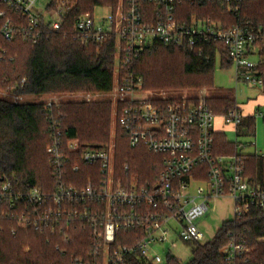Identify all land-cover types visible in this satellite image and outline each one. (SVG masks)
Returning <instances> with one entry per match:
<instances>
[{
    "label": "built area",
    "instance_id": "1",
    "mask_svg": "<svg viewBox=\"0 0 264 264\" xmlns=\"http://www.w3.org/2000/svg\"><path fill=\"white\" fill-rule=\"evenodd\" d=\"M186 1L120 0L99 21L94 13L75 20L77 38L84 45L115 38L114 85L107 92L113 100L114 125L116 130L118 126L123 129L131 146L142 145L161 156L155 181L141 183L129 164L123 170L126 175L119 173L116 142L98 146L78 138L64 140L59 117L51 115L54 136L47 152L55 187L25 191L0 176V219L15 215L24 228L59 236L57 249L70 243L72 229L80 227L88 233L90 249L75 257L77 264H165L173 254L169 247L163 257L160 245L203 243L199 220L209 212L211 200L231 197L234 218L252 207L264 210V185L251 177L250 156L215 152L217 116L208 95L155 92L146 89L143 77L131 70L136 58L156 44L192 47L214 40L227 46L236 82L264 87L260 70L264 26L246 19L242 25L225 27L211 17L197 15L189 22L180 21L177 7ZM221 1L237 14L247 0ZM38 2L0 0V18L4 17L0 32L7 40L22 37L37 43L63 28L67 8L62 0H51L43 9ZM9 12L19 15L18 20ZM59 102L48 101L47 108ZM223 117L236 131L245 119L238 107ZM254 117L264 119V105ZM260 155L264 156H255ZM223 250L226 260L234 264L248 248L244 242L232 241Z\"/></svg>",
    "mask_w": 264,
    "mask_h": 264
},
{
    "label": "trees",
    "instance_id": "2",
    "mask_svg": "<svg viewBox=\"0 0 264 264\" xmlns=\"http://www.w3.org/2000/svg\"><path fill=\"white\" fill-rule=\"evenodd\" d=\"M62 2L67 8L64 26L49 38L37 43L22 37L7 40L0 32V87L19 96L36 97L78 91L106 93L113 88L115 38L102 44L84 45L77 38L75 20L79 15L94 13L96 7H114L119 0ZM8 15L15 20L19 18L15 13ZM194 15L211 17L225 27L242 25L246 19L264 26V0H247L237 14L228 10L221 0H187L177 7L176 17L180 21L189 22ZM3 21L4 17L0 18V26ZM20 21L26 22L25 19ZM217 57L221 58L222 67L232 66L228 48L220 41L192 47L156 44L136 58L130 67L143 77L146 89L183 90L200 86L213 89ZM260 70L264 79V47ZM192 77L193 82L190 81ZM207 100L218 115L237 108V101L231 96L212 95ZM51 115L59 117L64 140L78 138L98 146L109 140L112 109L108 102L60 100L58 106L48 109L47 102L0 97V176L11 179L25 191L36 186L48 191L55 187L51 156L47 152L54 136ZM244 124L254 135V117ZM215 137L217 154L238 153V144L229 141L225 133H216ZM116 139L119 173L126 175L123 170L129 164L130 171L138 175L141 183L155 181L161 170V156L142 145L131 146L119 126ZM248 162L251 177L264 185V156L252 155ZM72 230L71 242L57 249V244L61 243L59 236L41 233L33 227L24 228L15 215L1 218L0 264H77L75 257L90 249V239L80 227ZM232 241L244 242L248 248L234 264H264V210L252 207L242 217L224 221L212 240L193 245V258L187 264H230L223 249ZM165 264L182 263L176 256L169 255Z\"/></svg>",
    "mask_w": 264,
    "mask_h": 264
},
{
    "label": "rangeland",
    "instance_id": "3",
    "mask_svg": "<svg viewBox=\"0 0 264 264\" xmlns=\"http://www.w3.org/2000/svg\"><path fill=\"white\" fill-rule=\"evenodd\" d=\"M51 0H39L38 8L43 9L46 7ZM120 1V0H119ZM58 2V0H57ZM119 3V2H118ZM110 13L108 7H96L94 11L95 19L97 21L103 19V17L107 16ZM235 73L234 66L231 67H222L221 58L217 57L214 71V81L215 87L213 89H209L208 87H188L192 89H151L155 92H166L169 95L175 94H188L192 97L197 96V94L201 92H205L209 96H232L236 98L238 104H244L246 111H251L252 102L255 100L263 101L264 96V87L254 86L244 82H236L233 78ZM197 78L196 80H198ZM190 81H195L192 77ZM188 90V91H186ZM0 97L8 98L15 101H72V102H89L88 98H91L90 102H108L111 105L112 109V121H111V129L109 140H107L105 145H109L112 142H116V126L115 118L113 116V100L109 93L105 92H95V91H78L73 93L66 94H45L40 97L36 96H19L14 94L11 91H7L0 87ZM220 120H215V126L218 127ZM221 127V125L219 126ZM226 130V135L229 140L235 141L237 140L240 143H243L244 153H260L264 154V119L257 118L255 121V134L253 136L241 135L237 136L236 132L230 129L228 126L223 125ZM211 207L207 215L199 220V227L201 231L204 233L203 242H208L214 238L216 233L222 227L223 222L226 220H231L235 216V208H234V200L231 197H222L213 199L210 202ZM175 236V234H173ZM193 243H185L183 241H178L176 246H171V243L167 242L164 245H160L158 247V252L166 257L169 247L171 248V252L174 256H176L182 264L189 263L193 258ZM28 250V248H26Z\"/></svg>",
    "mask_w": 264,
    "mask_h": 264
},
{
    "label": "crops",
    "instance_id": "4",
    "mask_svg": "<svg viewBox=\"0 0 264 264\" xmlns=\"http://www.w3.org/2000/svg\"><path fill=\"white\" fill-rule=\"evenodd\" d=\"M232 97V96H231ZM263 98V101H258V100H255V101H253L252 102V105H251V111H246L245 110V105L244 104H238L237 103V107L238 108H240L242 111H243V113H244V115H245V119H244V121H243V123L248 119V118H252V117H254L255 116V113H256V111L262 106V105H264V96H262ZM235 98V97H234ZM236 99V98H235ZM216 120H220V123H218V124H220L221 125V127H219L220 125H218V127H216L215 126V129H216V133H225V135H226V130L224 129V127H223V125H226V126H230L229 128L230 129H232L233 131H235L236 132V134H237V136H241V135H246V136H253V135H251L250 133H249V131H248V129H247V124H242L239 128H238V130L236 131V128H235V126L233 125V124H227L226 122H225V119H224V114H222V115H218V114H216ZM254 119H255V117H254ZM255 121H256V119H255ZM227 136V135H226ZM228 138V137H227ZM229 140V139H228ZM229 141H231V140H229ZM231 142H235V143H237V144H239L240 142H238L237 140H235V141H231ZM243 144V143H242ZM243 148H244V145H243ZM243 148H238V153H241V154H245V155H248V156H252V155H256L257 153L255 152V153H244L243 152ZM260 154V153H259ZM264 155V154H263ZM261 156V155H260Z\"/></svg>",
    "mask_w": 264,
    "mask_h": 264
}]
</instances>
